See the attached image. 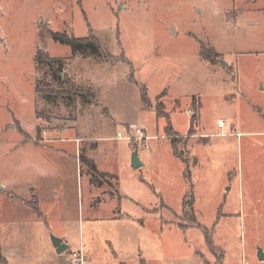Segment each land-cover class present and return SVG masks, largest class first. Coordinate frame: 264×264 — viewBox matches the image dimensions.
<instances>
[{
  "label": "rangeland",
  "instance_id": "obj_1",
  "mask_svg": "<svg viewBox=\"0 0 264 264\" xmlns=\"http://www.w3.org/2000/svg\"><path fill=\"white\" fill-rule=\"evenodd\" d=\"M52 33L101 51L73 55ZM82 155L120 187L90 184ZM87 190L93 208L121 193L125 218L88 210ZM142 208L157 211L138 224ZM87 249L95 264H264V0H0L1 260Z\"/></svg>",
  "mask_w": 264,
  "mask_h": 264
},
{
  "label": "trees",
  "instance_id": "obj_2",
  "mask_svg": "<svg viewBox=\"0 0 264 264\" xmlns=\"http://www.w3.org/2000/svg\"><path fill=\"white\" fill-rule=\"evenodd\" d=\"M52 37L54 40L58 41L61 45H65V46H70L71 50H72V54L73 55H77L79 53L84 54L85 52H89L92 55H97L100 53L101 51V47L98 44V41L95 37L90 38V37H68L65 34H59V33H52ZM36 60L43 62V64L47 65V67L49 66H53L55 63V60H53L52 58L48 57L47 55H45L42 52H38L36 54ZM144 93L142 94V101L147 104L148 102V97H147V91L144 88ZM56 94V92H55ZM57 95H63V93H57ZM81 98L84 100V98H87L86 93L81 92L80 95ZM167 120V126L165 128V134H167L168 138L171 141V146L172 149H174L175 155L176 157L179 159L180 155L178 153V149H176L178 140H179V136L178 134L173 130V126L171 125V118H169L168 116L164 115L162 116ZM80 164L81 166H85L88 169V174L90 175V182H92L93 185H95L97 188L99 186L102 185V178L106 177L107 175L104 173H101L99 170H97V166H95V163L88 159L85 155H82L80 157ZM186 204V202H184V205ZM194 224H196V226L202 230V233L204 235V238L206 239V243L208 245V248H211V250H214V242L212 239V233L208 230V228L201 226V224H198L197 222H194ZM1 254H0V264H3L5 262V260H1ZM204 264H209L208 262H204Z\"/></svg>",
  "mask_w": 264,
  "mask_h": 264
},
{
  "label": "crops",
  "instance_id": "obj_3",
  "mask_svg": "<svg viewBox=\"0 0 264 264\" xmlns=\"http://www.w3.org/2000/svg\"><path fill=\"white\" fill-rule=\"evenodd\" d=\"M169 139V138H168ZM138 155H139V153H138ZM174 156L176 157V155H175V152H174ZM177 158V157H176ZM95 166H97V170H99L98 169V166H99V163L98 162H96V160H95ZM102 168V166H99V168ZM106 169V168H105ZM113 171L115 172V170L113 169V170H109V169H106V173H104V174H106L107 176L106 177H104V179L106 180V179H112V180H114V181H116V184L118 185V187H120V181H119V177H118V174L117 173H115V174H113V175H111V174H109V173H107V172H111V173H113ZM102 173V172H101ZM89 175V174H88ZM89 182H90V175H89ZM90 184H92V182H90ZM93 185V184H92ZM95 186V185H94ZM96 187V186H95ZM99 187H102V185L101 186H99ZM98 187V188H99ZM97 188V187H96ZM88 191V192H87ZM86 192H87V194H86V207H87V209L88 210H90V211H92V212H99V211H103V210H106V211H109V210H111L113 213L112 214H110L111 215V217H110V222H112L113 223V225L115 224V222L117 223V222H120L121 221V219L122 218H125V215H127V214H125L124 215V213L121 211V203H122V200L124 199V198H126L125 196H122L121 195V193H119L118 191H117V194H116V198L114 197H110L106 202H103L102 204H100V206L98 207V208H93V207H90V201H91V197H90V192H89V190H87ZM165 205V204H164ZM163 207H167L166 205L165 206H163ZM147 209V210H146ZM142 210L144 211V213L146 212V214L148 215V216H145V218L144 219H141V220H137L138 222V224H140V222H141V224H144L145 223V221H147V218L149 217V215H152V216H154V214H155V212H153L154 210H156L155 208L154 209H150V208H142ZM157 211V210H156ZM145 214V215H146ZM109 215V214H108ZM132 220H134L133 218H131ZM154 218H152V220H153ZM154 221V220H153ZM131 224V223H130ZM130 224H128V225H123V226H130V227H133V226H131ZM136 226H137V224H136ZM196 228V227H195ZM191 229H193V228H191ZM191 229H189V230H187V231H191ZM186 231V232H187ZM141 249H142V247H141ZM114 255H115V253H114ZM116 256V255H115ZM139 256V258H138V260L140 261V263L141 264H146V262H147V260H145L144 258H143V256H142V253L141 254H139L138 255ZM85 258L87 259V264H95V257H94V254L90 251V250H85ZM150 262V261H149ZM121 264H125V263H121Z\"/></svg>",
  "mask_w": 264,
  "mask_h": 264
},
{
  "label": "built area",
  "instance_id": "obj_4",
  "mask_svg": "<svg viewBox=\"0 0 264 264\" xmlns=\"http://www.w3.org/2000/svg\"><path fill=\"white\" fill-rule=\"evenodd\" d=\"M218 123L221 126H224V122L222 120H219ZM117 135H118L119 139H124V135H122L121 133H118ZM127 138L130 141H133L135 139L137 141V143L139 145H141L142 148H144V149L150 148L149 141L151 140V138L145 133V131L143 129H139V128L134 129V131H132V134L127 136ZM70 258H71V260H70L71 264H87V260L85 258V255H84L83 251H81V250L73 252V254L70 256Z\"/></svg>",
  "mask_w": 264,
  "mask_h": 264
},
{
  "label": "water",
  "instance_id": "obj_5",
  "mask_svg": "<svg viewBox=\"0 0 264 264\" xmlns=\"http://www.w3.org/2000/svg\"><path fill=\"white\" fill-rule=\"evenodd\" d=\"M131 165L133 169H139L143 167V165L140 162L138 151H134L131 159ZM50 242L52 246L54 247L55 251L57 254H61L66 252L69 249V245L64 242L63 239H60L56 236L50 237ZM258 258L259 260L263 261L264 260V252L261 249H258Z\"/></svg>",
  "mask_w": 264,
  "mask_h": 264
}]
</instances>
